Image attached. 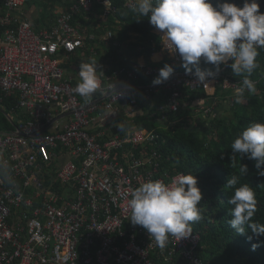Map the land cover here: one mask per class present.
Returning a JSON list of instances; mask_svg holds the SVG:
<instances>
[{
  "label": "built area",
  "instance_id": "built-area-1",
  "mask_svg": "<svg viewBox=\"0 0 264 264\" xmlns=\"http://www.w3.org/2000/svg\"><path fill=\"white\" fill-rule=\"evenodd\" d=\"M126 1L129 7L135 3ZM25 2L0 0V108L6 99H17L7 114L14 131L0 133V264H160L179 256L206 264L199 254L202 237L194 230L187 238H170L161 249L145 229L130 223L131 190L175 176L163 169L156 149L161 137L145 129L109 136L100 127L125 110L137 112L140 99L150 100L158 89L168 93L158 110L165 121L183 106V88L202 87L214 99L218 86L237 94L240 83L216 77L201 85L184 72L163 86H129L130 80L157 78L166 63L183 69L156 30L168 57L164 65L136 62L111 76L99 65L101 88L85 99L73 92L78 82L66 76L60 56L70 57L96 40L72 25L74 17L92 11L94 1L78 0L59 13L56 25L38 32L21 12ZM97 3L106 17L114 13L112 0ZM103 39L109 42L113 34ZM18 110L25 122L18 120ZM204 114L213 115L212 108Z\"/></svg>",
  "mask_w": 264,
  "mask_h": 264
},
{
  "label": "trees",
  "instance_id": "trees-1",
  "mask_svg": "<svg viewBox=\"0 0 264 264\" xmlns=\"http://www.w3.org/2000/svg\"><path fill=\"white\" fill-rule=\"evenodd\" d=\"M93 1L94 7L90 13L77 15L72 21V25L80 27L83 33L96 36V40L88 42L86 46L93 54L87 52L84 62L94 57L98 65H106L104 69L110 76L118 69L132 67L133 63L140 62L141 59L147 65H154L151 57L161 49V39L155 33L157 29L148 22V17L134 13L126 0H112L114 13L106 17L104 7L97 0ZM258 2L261 12H264V0ZM25 4L27 8L36 7L40 11L33 25L37 31H41L57 24L58 8L69 12L78 4V0H26ZM240 4L242 0L239 1L238 5ZM110 32L113 39L106 43L102 38ZM78 53L70 55L69 60L77 57ZM257 62L259 67L249 77L256 85V93L251 94L246 90L240 102L236 103L237 94L233 90L225 91L218 86L214 97L228 100L233 116H208L207 128L202 132L193 130L196 124V107L211 99L202 87L195 90L183 88V106L176 114L167 113L165 121L160 119L162 115L158 112L166 103L168 95L162 88L153 93L150 100L140 99V111L136 115L125 113L111 124L100 127L109 136H127L134 129L155 132L161 137L156 149L162 156L163 169L173 175L190 173L196 176L203 196L200 204L203 219L193 223L192 228L202 237L199 254L206 264H264V236L255 237L247 226L244 235H238L230 228L228 221L231 217L228 212L231 205L227 204V200L233 194V189L224 187L227 177L230 178L232 174L240 176V184L249 183L254 188L258 201V211L253 220L264 224V177L257 174L255 161L247 158L241 161L249 169L248 174L242 176L239 173V159L236 161V168L231 166L230 160L234 138L251 123L264 122V49H260ZM201 67L212 66L202 62ZM70 69L74 71L73 66ZM184 72V68L175 69L173 74ZM221 72L217 79L222 81L230 78L240 83L243 79L242 76H234L227 66H222L219 73ZM153 80L154 78H144L128 85L149 87L153 86ZM16 104V98L6 99L3 105L6 114H10ZM153 114H156L154 119L151 118ZM18 120H27V116L19 110ZM11 131H14L13 123L0 113V133ZM253 245L258 246L253 249Z\"/></svg>",
  "mask_w": 264,
  "mask_h": 264
},
{
  "label": "clouds",
  "instance_id": "clouds-1",
  "mask_svg": "<svg viewBox=\"0 0 264 264\" xmlns=\"http://www.w3.org/2000/svg\"><path fill=\"white\" fill-rule=\"evenodd\" d=\"M131 10L148 17L167 46L179 55L186 73L194 75L195 83L210 85L221 67L227 66L234 76L243 77L235 88L236 103L246 90L256 93V85L249 77L259 67L257 57L264 49V12L258 0H242L240 5L229 0H217L215 4L213 0H135ZM202 62L212 67L202 68ZM98 67L94 57L80 63L74 93L89 99L101 88ZM173 73L174 68L166 63L152 81L153 86L164 83ZM231 150V166L236 168L239 159L240 175L248 174V166L241 163L247 158L255 161L257 174L264 177V122L246 127L234 138ZM239 180L240 176L232 174L224 185L233 189L227 200L231 205L228 224L238 235H244L247 226L255 237L264 236V224L253 220L258 211L256 192L249 183L240 184ZM202 199L198 180L190 173H178L167 183L162 179L147 180L131 190L127 201L130 223L145 229L156 246L163 249L170 238L181 240L191 235L193 223L203 219ZM257 246L253 245V249Z\"/></svg>",
  "mask_w": 264,
  "mask_h": 264
},
{
  "label": "crops",
  "instance_id": "crops-1",
  "mask_svg": "<svg viewBox=\"0 0 264 264\" xmlns=\"http://www.w3.org/2000/svg\"><path fill=\"white\" fill-rule=\"evenodd\" d=\"M21 12L22 13H24L25 14V16H26V18L27 19H29L32 23H34L36 20H37V18L39 17V15H40V11L38 10V8H36V7H32V8H27L26 7V4L21 8ZM61 12H64L63 11V9L62 8H58L57 10H56V15L58 16L59 15V13H61ZM42 31V30H41ZM157 33H158V31H156ZM102 40L104 41V42H106V43H109L108 41H105L103 38H102ZM88 44V43H87ZM87 46V45H86ZM87 52H91V51H88V49L86 48V49H84L83 51H81L80 53H81V55L83 56V55H85V58L83 59V60H78L77 62H76V65L75 66H73L74 67V71L72 70V69H70V70H66V68L64 67V64H63V67H64V69H65V73H66V76L68 77V78H72V81L74 82V83H76V82H79V74H78V72H79V65H80V63L81 62H83L84 60H86V53ZM93 52V51H92ZM91 52V53H92ZM93 54V53H92ZM95 56H96V53H95ZM81 59V58H80ZM167 60H168V57H167V55L164 53V51L162 50V49H160L159 51H157V52H155L153 55H152V57H151V63L152 64H154V65H164L166 62H167ZM63 62V61H62ZM140 64H144V65H147L146 64V62H145V60H143V59H141V61L139 62ZM100 65V64H99ZM103 66H104V68H106V65L103 63ZM76 69H78V70H76ZM76 70V71H75ZM103 73L105 74V75H107V72L105 71V69H104V71H103ZM109 75V74H108ZM140 79H138V80H130V81H127L128 82V84L129 83H132V82H138ZM134 88H138V87H134ZM218 101V102H217ZM224 100L223 99H221V98H214V99H210L207 103H205L204 104V107L206 108V107H208V103L209 102H212V103H216V104H219V102H223ZM140 103V102H139ZM204 103V102H203ZM140 111V108L137 110V112H135V113H132L129 109L128 110H125V111H123L122 113H121V115H120V117L121 116H123L125 113L126 114H130L131 116L132 115H136L138 112ZM160 264H189L184 258H182L181 256H179L176 260H174L172 263H170V262H167V261H164V262H162V263H160Z\"/></svg>",
  "mask_w": 264,
  "mask_h": 264
},
{
  "label": "rangeland",
  "instance_id": "rangeland-1",
  "mask_svg": "<svg viewBox=\"0 0 264 264\" xmlns=\"http://www.w3.org/2000/svg\"><path fill=\"white\" fill-rule=\"evenodd\" d=\"M34 29L36 32H38L36 28H34ZM84 58H85V55L82 56L81 53H78L77 57H73L71 59V61L69 60V57L60 56V60L63 61L64 67H66V70H70L71 66H75L76 62L78 60H83ZM241 101H242V103H246L244 100H241ZM208 107L212 108V111H213V114L215 117L221 118V117H232L233 116L232 107L230 106V102L228 100H224L223 102H219V104L209 102ZM1 110L3 111V112L0 111L1 115L5 116L4 114L7 113L6 109L1 108ZM204 111H205L204 104L198 105L196 107V113L194 115L196 118V124L194 123L195 126L193 127V130H196L198 132H202L207 128L208 117H206V115L204 114Z\"/></svg>",
  "mask_w": 264,
  "mask_h": 264
},
{
  "label": "water",
  "instance_id": "water-1",
  "mask_svg": "<svg viewBox=\"0 0 264 264\" xmlns=\"http://www.w3.org/2000/svg\"><path fill=\"white\" fill-rule=\"evenodd\" d=\"M223 72V71H222ZM222 72L221 73H219V75L217 76V77H220L221 76V74H222ZM168 83V80L167 81H165L162 85H160V86H163V85H165V84H167ZM0 111H2L1 110V108H0ZM3 112V111H2ZM7 118H9L8 117V115L7 114H4ZM58 119H55L52 123H55L56 121H57ZM52 123H49L38 135H42L43 133H45L46 132V130L51 126V124Z\"/></svg>",
  "mask_w": 264,
  "mask_h": 264
}]
</instances>
